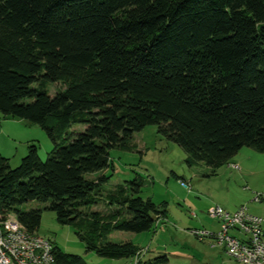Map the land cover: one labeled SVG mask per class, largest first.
I'll list each match as a JSON object with an SVG mask.
<instances>
[{
	"label": "trees",
	"instance_id": "16d2710c",
	"mask_svg": "<svg viewBox=\"0 0 264 264\" xmlns=\"http://www.w3.org/2000/svg\"><path fill=\"white\" fill-rule=\"evenodd\" d=\"M0 115L53 145L43 161L30 144L16 168L0 155V221L37 234V202L87 252L136 258L110 235L153 231L166 205L136 178L106 191L109 153L148 125L211 170L264 153V0H0ZM49 241L57 264H79Z\"/></svg>",
	"mask_w": 264,
	"mask_h": 264
},
{
	"label": "rangeland",
	"instance_id": "374dc122",
	"mask_svg": "<svg viewBox=\"0 0 264 264\" xmlns=\"http://www.w3.org/2000/svg\"><path fill=\"white\" fill-rule=\"evenodd\" d=\"M59 89V84L51 85L50 95ZM72 130L82 131L83 127L75 125ZM30 144L38 147L43 161L53 148L39 126L22 120L3 119L0 115V155L8 159L11 168L19 166ZM131 144L135 147L131 151H110L113 168L106 171L110 178L104 187L107 191L136 178L143 183L141 198L166 205L170 223L168 231L161 233L154 244L166 248L164 254H167L169 264H238L219 249L211 250L196 238L184 237L182 232H187L185 229L211 232L214 227L209 218L216 207L232 213L245 206L251 214L264 219V153L245 147L227 164L211 170L205 164L191 160L182 148L159 135L154 125L134 133ZM230 164L237 165L240 170L231 169ZM184 184H188L189 189ZM256 195L262 198L261 202H253ZM32 208L42 210L37 234L51 240L63 254L80 258L79 264H137L135 258L113 260L87 252L73 227L60 225L54 213L44 209V204L29 202L25 205V209ZM91 210L103 212L106 206L101 203ZM153 235L152 232L114 233L109 241H131L145 254ZM176 252L186 254L195 261L176 257ZM151 255L149 252L144 257L150 259Z\"/></svg>",
	"mask_w": 264,
	"mask_h": 264
},
{
	"label": "built area",
	"instance_id": "2783aa9c",
	"mask_svg": "<svg viewBox=\"0 0 264 264\" xmlns=\"http://www.w3.org/2000/svg\"><path fill=\"white\" fill-rule=\"evenodd\" d=\"M239 170L237 165L230 166ZM189 189L188 184H184ZM256 195L253 202H261ZM210 218L219 222L217 232L189 230L187 233L213 246L222 247L225 253L239 264H264V219L251 214L245 206L230 213L214 208ZM138 262V260H136ZM0 264H57L53 247L48 239L22 229L12 218L0 221Z\"/></svg>",
	"mask_w": 264,
	"mask_h": 264
},
{
	"label": "crops",
	"instance_id": "0c3cea01",
	"mask_svg": "<svg viewBox=\"0 0 264 264\" xmlns=\"http://www.w3.org/2000/svg\"><path fill=\"white\" fill-rule=\"evenodd\" d=\"M4 126L3 127H5V123L3 124ZM2 130H3V128H2ZM229 167L231 166V164L230 165H228ZM231 168V167H230ZM232 169V168H231ZM234 170V169H233ZM239 170H240V168H239ZM239 170H237V171H239ZM236 211V210H235ZM213 223H212V226L214 227L212 230H211V232H217L218 230H219V228H220V225H219V222L217 221V220H215V219H211V218H209ZM194 222V221H193ZM189 223H191V222H189ZM168 224H170L169 223V219H168V217H167V213H166V216H165V218H161L157 223H156V226H155V229L153 230V231H150V232H152V233H154V235L152 236V238H151V241H150V243H151V245L148 247V248H146L147 249V252L144 254V252L142 251L143 249L141 248H139L140 249V254H139V256H137L136 258H135V260H140V261H151V260H153L154 258H156V257H158V256H160V255H166L167 256V254H164V253H166L167 251H166V248H164L163 249V247H159L156 243L154 244V242H156V240H157V238L159 237V235L162 233V234H164V233H167V231H168ZM185 230H187V232L189 231V230H191V229H185ZM196 230V229H195ZM187 232H182V233H184V237H186V238H192V239H194V237L193 236H191L190 234H188ZM264 232V231H263ZM114 234V233H113ZM112 234V235H113ZM112 235H110V236H112ZM119 242H131V241H119ZM200 243H204V245H207L208 247H209V249H211V250H216V249H219L220 251H222L225 255H227L226 253H225V251H224V249L222 248V247H219V246H213V243H212V241L211 240H207V239H205V240H203V241H200ZM153 244H154V248H151L152 246H153ZM161 248V249H160ZM164 250V251H163ZM149 252H151V256L152 257H150V259L148 258V259H145V257H146V255L149 253ZM145 256V257H144ZM174 256H176V257H182V258H184V259H191L192 261H195L194 260V258H192V257H190V256H187L186 254H183V253H180V252H176V254L174 255ZM228 256V255H227ZM142 257H143V259H142ZM167 258H168V256H167ZM134 259V258H133ZM232 259V258H231ZM236 262V261H235ZM237 263V262H236ZM239 264V263H238Z\"/></svg>",
	"mask_w": 264,
	"mask_h": 264
}]
</instances>
